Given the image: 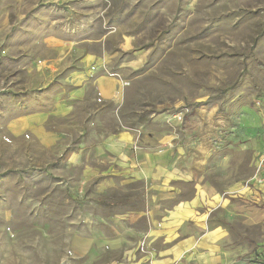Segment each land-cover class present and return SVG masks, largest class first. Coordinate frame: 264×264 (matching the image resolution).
<instances>
[{
    "label": "rangeland",
    "instance_id": "rangeland-1",
    "mask_svg": "<svg viewBox=\"0 0 264 264\" xmlns=\"http://www.w3.org/2000/svg\"><path fill=\"white\" fill-rule=\"evenodd\" d=\"M87 55L105 64L84 77ZM100 71L120 81L114 101L98 96ZM73 83L87 96L50 119L57 146L9 131ZM123 132L130 153L173 148L174 177L86 181ZM260 159L264 0H0V264H161L199 193L201 215L211 192L235 222L263 209L242 196ZM240 231L250 250L231 264H264V220Z\"/></svg>",
    "mask_w": 264,
    "mask_h": 264
},
{
    "label": "crops",
    "instance_id": "crops-1",
    "mask_svg": "<svg viewBox=\"0 0 264 264\" xmlns=\"http://www.w3.org/2000/svg\"><path fill=\"white\" fill-rule=\"evenodd\" d=\"M101 61L102 59L95 55H87L84 59L86 69L83 76L86 77L90 69L91 72L102 70L105 62ZM100 72L95 79L98 96L103 101H114L120 91V81L115 75ZM75 76L81 77L82 75ZM87 90V85L79 86L77 83H73V87L65 95L55 96L49 110L30 112L12 119L8 124L9 131L17 136L31 133L43 147L57 146L59 142L57 134L48 129L50 119L69 118L73 113L74 105L82 102L87 96ZM133 138L134 136L129 132H123L115 137L113 143L116 150L115 162L106 169L84 168L83 176L87 177L86 181H90L95 176H104V174L110 173L111 176L117 177H142L141 175H143L145 178L147 176L153 178L158 172V176L161 178L171 176L169 180L172 179L175 175L174 172H178L173 169L172 165L175 155L173 148L168 146L157 150L154 147L138 145V151L130 153L136 148ZM101 146L102 148L107 147L105 143H102ZM136 155L137 160L135 159ZM71 157L73 161H79L78 155L75 154ZM257 168L259 171L255 179L244 187L242 196L246 200L244 203L247 204H264V181L259 183L260 179L264 180L263 159H260ZM106 181H109L108 178ZM201 201L206 202L203 200L202 192L188 205L191 211L195 209L198 215H194L196 222L188 227L187 236L179 238L171 244V247L166 251V256L161 260V264H231L250 250L246 238L241 240L240 228L243 230L252 229L264 220V207L252 213L251 218L244 215L245 220L239 223L235 222V217H232L231 212L227 210L228 199L211 192V214L204 215L196 211Z\"/></svg>",
    "mask_w": 264,
    "mask_h": 264
},
{
    "label": "built area",
    "instance_id": "built-area-1",
    "mask_svg": "<svg viewBox=\"0 0 264 264\" xmlns=\"http://www.w3.org/2000/svg\"><path fill=\"white\" fill-rule=\"evenodd\" d=\"M263 181H264L263 179H260V180H259V183H262Z\"/></svg>",
    "mask_w": 264,
    "mask_h": 264
}]
</instances>
